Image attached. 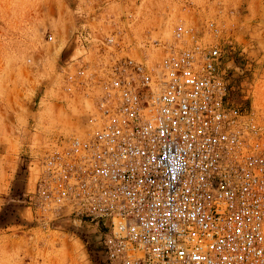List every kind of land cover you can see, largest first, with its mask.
Returning <instances> with one entry per match:
<instances>
[{
	"label": "built area",
	"instance_id": "obj_1",
	"mask_svg": "<svg viewBox=\"0 0 264 264\" xmlns=\"http://www.w3.org/2000/svg\"><path fill=\"white\" fill-rule=\"evenodd\" d=\"M187 33L117 60L96 127L51 160V205L93 222L105 264H264V129Z\"/></svg>",
	"mask_w": 264,
	"mask_h": 264
},
{
	"label": "rangeland",
	"instance_id": "obj_2",
	"mask_svg": "<svg viewBox=\"0 0 264 264\" xmlns=\"http://www.w3.org/2000/svg\"><path fill=\"white\" fill-rule=\"evenodd\" d=\"M178 27L227 52V99L264 129V0H0V264H105L93 222L51 205V160L96 127L116 61H159Z\"/></svg>",
	"mask_w": 264,
	"mask_h": 264
}]
</instances>
